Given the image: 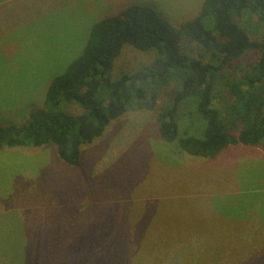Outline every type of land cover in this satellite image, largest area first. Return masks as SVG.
Segmentation results:
<instances>
[{
  "label": "rangeland",
  "instance_id": "obj_1",
  "mask_svg": "<svg viewBox=\"0 0 264 264\" xmlns=\"http://www.w3.org/2000/svg\"><path fill=\"white\" fill-rule=\"evenodd\" d=\"M25 1L0 0V8L16 3L20 8ZM188 1L126 0L103 6V0H32L40 13L50 7L48 15L35 16L46 23L18 34L0 32V125L17 123L42 107L51 72L65 68L82 51L94 21L118 15L128 4H147L178 32L200 13L201 3L190 6ZM13 41L21 45L19 51ZM122 49L116 77L150 66L155 57L154 51L129 45ZM170 96L168 87L159 104ZM156 126L152 115L128 112L82 146L76 166L63 162L54 145L0 151V241L20 247L36 243L39 264L69 262V249L84 241L92 262L100 264L108 245L119 253L120 244L130 247L136 240V227H153L154 216L160 215L157 207L195 213L194 222L204 227L213 210L230 236L216 241L218 264H264V148L240 144L215 158L193 156L165 140ZM170 215L164 213V220L170 222ZM140 240L146 242V237ZM207 245L206 236L196 235L169 249L155 248L147 259L154 264H209ZM24 258L22 250L12 251L7 264H24Z\"/></svg>",
  "mask_w": 264,
  "mask_h": 264
},
{
  "label": "trees",
  "instance_id": "obj_2",
  "mask_svg": "<svg viewBox=\"0 0 264 264\" xmlns=\"http://www.w3.org/2000/svg\"><path fill=\"white\" fill-rule=\"evenodd\" d=\"M31 2L0 12V32L18 34V26L46 23L44 17H35L45 13ZM103 3L109 6L107 0ZM144 5L128 4L120 14L89 26L82 51L65 68L51 72L42 107L17 123L0 125V151L54 145L63 162L76 166L83 145L101 137L111 121L135 111L152 115L161 136L193 156L215 158L240 144L264 148V0H204L200 13L178 32ZM49 9L47 5L46 12ZM12 44L20 50L19 43ZM125 45L154 51L155 57L150 66L116 77L115 63ZM168 87L171 96L161 106L159 100ZM177 209L157 207L154 211L160 215L154 216L153 227H136V240L130 247L120 244L119 253L117 246L114 250L108 245L100 264H154L147 258L155 248L169 249L196 235L208 240L205 260L218 264L216 241L230 237L220 225L222 216L210 211L209 225L204 227L194 222L195 213L189 216L179 208L178 216ZM164 213H172L170 222L164 220ZM85 245L81 241L79 247H71L70 261L64 258L57 264H98L92 262L94 256L89 257ZM20 250L24 264L40 263L36 243L20 247L0 241V264H7L10 252Z\"/></svg>",
  "mask_w": 264,
  "mask_h": 264
},
{
  "label": "crops",
  "instance_id": "obj_3",
  "mask_svg": "<svg viewBox=\"0 0 264 264\" xmlns=\"http://www.w3.org/2000/svg\"><path fill=\"white\" fill-rule=\"evenodd\" d=\"M18 1H20V0H15V2H18ZM108 2L106 3V1L104 0V2L106 3V5H112V4H114V3H119V2H123V1H126V0H107ZM198 1H202V0H190V1H188V5H190V6H192L193 4H199V3H202V2H198ZM12 3V2H11ZM145 3H147V2H145ZM17 4V3H16ZM2 5V4H1ZM9 5V4H8ZM147 5V4H146ZM2 6H4V5H2ZM167 6H169L170 7V4L169 5H167ZM13 7V6H12ZM8 10V9H7ZM0 11L1 12H3V14H5V12L4 11H6V10H3V9H1L0 8ZM15 21H18V20H16L15 19ZM51 29V28H50ZM18 30L19 31H25V29H24V27H20V26H18ZM6 31V30H5Z\"/></svg>",
  "mask_w": 264,
  "mask_h": 264
}]
</instances>
